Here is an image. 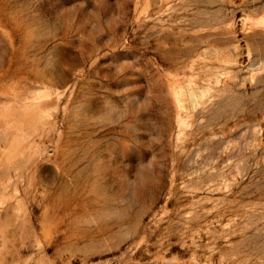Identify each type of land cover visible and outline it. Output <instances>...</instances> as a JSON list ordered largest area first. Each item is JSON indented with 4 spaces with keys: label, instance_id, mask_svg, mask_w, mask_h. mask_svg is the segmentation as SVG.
Returning <instances> with one entry per match:
<instances>
[{
    "label": "rangeland",
    "instance_id": "374dc122",
    "mask_svg": "<svg viewBox=\"0 0 264 264\" xmlns=\"http://www.w3.org/2000/svg\"><path fill=\"white\" fill-rule=\"evenodd\" d=\"M0 264H264V0H0Z\"/></svg>",
    "mask_w": 264,
    "mask_h": 264
}]
</instances>
